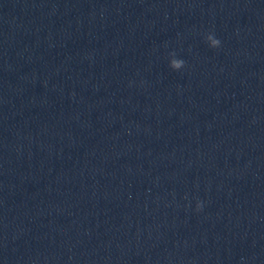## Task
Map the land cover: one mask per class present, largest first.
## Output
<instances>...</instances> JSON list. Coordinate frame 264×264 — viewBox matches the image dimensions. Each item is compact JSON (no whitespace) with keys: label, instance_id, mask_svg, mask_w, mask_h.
Instances as JSON below:
<instances>
[{"label":"clouds","instance_id":"9594fccd","mask_svg":"<svg viewBox=\"0 0 264 264\" xmlns=\"http://www.w3.org/2000/svg\"><path fill=\"white\" fill-rule=\"evenodd\" d=\"M206 40L209 43L210 47L216 48L220 45V40L215 38L213 34H208L206 36ZM174 55V54H173ZM173 70H180L184 66V61L181 59L173 58L170 60L169 65ZM202 207L200 203L197 204V210H199Z\"/></svg>","mask_w":264,"mask_h":264}]
</instances>
